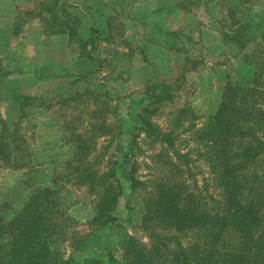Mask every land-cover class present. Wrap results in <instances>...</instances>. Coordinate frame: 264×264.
Here are the masks:
<instances>
[{"label": "rangeland", "instance_id": "obj_1", "mask_svg": "<svg viewBox=\"0 0 264 264\" xmlns=\"http://www.w3.org/2000/svg\"><path fill=\"white\" fill-rule=\"evenodd\" d=\"M204 1L0 0V127L5 122L13 137H21L19 143L12 141L8 146L15 149L12 159L5 162L0 158V199L8 203L12 216L36 189H53L58 209L66 216L56 234L57 247L65 258L94 252L108 258L111 254L118 262L128 240L152 249L142 228L141 209L148 197L144 189H137L139 196L129 202L120 195L108 228L100 233L94 229L99 195L91 189L92 180L71 174L82 159L92 164L89 172L94 175L124 159L136 177L147 181L153 195H157L158 184H171L188 205H196L195 210L225 213L220 163L211 155L208 139L200 130L223 102L229 108L234 105L224 88L243 81L238 74L243 72L239 71L240 60L242 65L245 59L257 63L256 69L245 63L246 75L258 71L255 89L264 91V0ZM61 6L80 17L75 32L85 38L83 50L78 42L68 43L59 23L57 35L48 34L55 27L47 19ZM57 14L60 20L68 18L61 9ZM39 15L47 21L41 22ZM10 17L15 19H7ZM240 23L249 25L246 34L235 36L234 28ZM83 51H89L91 58L83 57ZM66 71L79 77L85 73L86 81L72 83ZM152 82L174 85L173 101L160 105L150 117L163 131L178 133L175 145L178 154L187 155L184 158L166 144L145 139L144 131L137 136L131 125L122 137L99 127L105 122L115 127L123 123L122 130L127 132L129 124L124 120L146 104ZM86 87L92 92L93 87L102 89L95 94H109L96 99L90 93L86 103L81 96L65 99ZM17 94L28 96L24 108L16 100ZM142 96L145 100L141 102ZM257 98L253 105L264 106V93ZM243 109L250 111L251 107ZM226 129L221 157L226 151L235 154V141L247 137H233L230 123ZM77 135L86 141L80 152L73 151ZM236 159L231 168L239 182L245 183L237 190L240 198L259 203L264 200V156L242 170L234 164ZM152 225L164 232L183 233L181 243L187 249L196 244L193 229L176 231L155 218ZM168 246L174 247L175 242Z\"/></svg>", "mask_w": 264, "mask_h": 264}, {"label": "trees", "instance_id": "obj_2", "mask_svg": "<svg viewBox=\"0 0 264 264\" xmlns=\"http://www.w3.org/2000/svg\"><path fill=\"white\" fill-rule=\"evenodd\" d=\"M179 5L182 8L183 5ZM179 5H177L178 8ZM59 9L68 18L60 20L59 14H57ZM47 11H50V6L47 7ZM39 16L41 22L46 20L43 15ZM7 19L13 20L15 17ZM79 19L80 17L76 13L70 12L64 6L58 7L56 12L51 13L50 18L47 19L49 26L55 27L54 31H50L48 34L57 35L56 26L59 23L60 28H63L61 32L68 35V43L76 44L78 42L83 50L85 38L77 36L75 32L76 26L81 25ZM248 26V24L240 23L234 28V35L246 34L245 28ZM93 31L97 30L93 28ZM17 32V29L14 30V33ZM163 34L164 36L167 35V33ZM1 37L3 36L0 35ZM94 39L95 37H93ZM81 54L87 59L91 58L89 51H83ZM244 61L256 69L257 63L254 65L253 61L246 59ZM245 63L242 65L241 60L238 62L240 64L239 71H243H238V74L243 81L234 85L228 83V86L224 88V93H229L228 96L234 99V105L229 108L227 103L223 102L200 130V134L208 139L207 145L212 151L211 155H215L220 163L218 173L221 181L219 183L225 190L224 214H212L211 211L205 209L202 212L195 210L193 207L196 205H188L182 195L176 194L174 186L171 184L164 186L158 184L156 186L158 187L157 195H153L151 190L147 189L149 187L147 181L136 177L133 174V169L128 167L127 161L124 159L116 167L97 175L89 172L92 164L82 159L75 163V168L71 174L77 173L87 180H92L91 189L96 190L99 195L97 211L93 217L94 229L100 233L103 228H108L110 214L120 195L124 194L129 202L139 196L136 194L137 189H144L148 197L143 199L144 205L141 209L144 214L142 228L151 240L152 249L145 250L139 244L128 240L122 248L121 261L118 262H114L111 254L108 258L106 255L100 257L94 252L93 254L83 253V256L78 253V255H74L75 257L65 258L61 249L57 247L56 234L61 229L60 226L65 221L66 216L63 211L58 209L55 191L45 186L33 191L23 207L12 216L8 213V203L4 201L5 199H0V264H264V200L260 199L259 203H256L251 202L250 199H241V192H237V190L244 188L245 183L239 182V178L234 175L235 169L231 168L234 158H237L234 163L237 165V169L242 170L245 169L248 162L256 165L255 162L264 156V106L253 105L254 97L258 101L257 95L263 94L264 91L255 89L259 73L256 71L251 77H247ZM66 74L67 77L73 78L72 83L77 80L84 82L87 78L85 73L80 77L67 71ZM173 86V84L170 85L165 82L150 83L148 90H151V95L146 97V104L139 111L130 112L132 118L125 119L121 116L122 121L125 119L124 121L129 124L127 132L124 133L122 130L123 123L115 127L111 123L106 124L105 122L99 127L106 128V132L114 131L116 137H122V135L129 133L131 125L137 129V136L141 131H144L145 139L150 137L153 142L158 141L166 144L168 148L177 153L179 158L186 157L187 155L184 153L178 154L176 149L175 142L178 133L173 129L163 131L151 121L150 117L160 108V105L173 101L176 96L172 92V90L175 91ZM97 90L102 89L93 87L92 92L86 87L83 92L72 93L65 99L74 100L76 96H81L84 97L83 102L86 103L87 95L90 93H93V97L96 99L100 95L109 94L108 91L95 94V92H99ZM17 95L16 100L24 108L28 104V96L25 94ZM228 99L230 100V98ZM140 100L142 102L145 97L142 96ZM245 105H250V111L243 109ZM88 122L90 126H97L91 121ZM227 123H230L235 130L233 137L240 136L243 139L244 135L247 137L243 141H235L232 147L235 154L226 151V154L221 157V154L225 153H222V141H224L222 135L227 131ZM2 124L3 126L0 127V158L8 162L12 159V152L15 150L12 147L8 148L9 144L12 141L19 143L21 137L19 135L13 137L14 132H9V127L5 122ZM75 140L76 145L73 151H83L82 143L85 144L86 141L84 142L80 135H77ZM16 151H22V149L17 148ZM230 154L234 155L233 159L228 157ZM253 179L256 181V177ZM154 218L172 228L174 227L176 231L193 229L196 244L187 249L181 243L183 233L181 235L158 229L152 225ZM171 242H175V246L169 248L168 244Z\"/></svg>", "mask_w": 264, "mask_h": 264}]
</instances>
